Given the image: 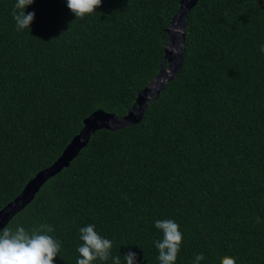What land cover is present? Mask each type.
Masks as SVG:
<instances>
[{"label":"trees","instance_id":"1","mask_svg":"<svg viewBox=\"0 0 264 264\" xmlns=\"http://www.w3.org/2000/svg\"><path fill=\"white\" fill-rule=\"evenodd\" d=\"M15 2L0 0V209L95 110L128 113L168 65L180 0H102L83 19L67 0H34L21 31ZM185 22L181 69L139 122L95 130L5 226L50 224L54 264H76L88 224L121 264L128 251L159 264L158 219L180 226L175 264H264V0H198Z\"/></svg>","mask_w":264,"mask_h":264},{"label":"clouds","instance_id":"2","mask_svg":"<svg viewBox=\"0 0 264 264\" xmlns=\"http://www.w3.org/2000/svg\"><path fill=\"white\" fill-rule=\"evenodd\" d=\"M33 2L34 0H16L12 16L17 31L30 28L35 12L26 13L25 9ZM101 4L102 0H67V7L79 19L96 12ZM259 48L264 53V43ZM255 222L260 223L261 218L257 216ZM154 226L162 233V238L154 242L159 253V264H175L183 240L179 224L172 219H158ZM95 227L94 224H88L79 229L82 244L77 248L79 257L76 264H92L97 259L107 261L110 257L112 264H121L120 256L111 254L112 241L98 234ZM53 231L50 224H40L30 230L20 225L15 229L4 227L0 230V264H54L61 242L49 235ZM123 256L126 264H136L135 252L128 251ZM203 259V253L197 254L193 264H199ZM221 264H236V260L225 255Z\"/></svg>","mask_w":264,"mask_h":264},{"label":"water","instance_id":"3","mask_svg":"<svg viewBox=\"0 0 264 264\" xmlns=\"http://www.w3.org/2000/svg\"><path fill=\"white\" fill-rule=\"evenodd\" d=\"M198 0H180L179 8L172 17L167 28V39L170 40L169 48L165 45L164 61L167 67H161L158 74L143 89L138 92L136 100L126 115L116 116L102 110H95L85 120L83 127L71 139L62 153L48 167L38 171L23 187L21 192L0 209V230L22 210L34 197L43 183L57 174L63 167L78 154L79 150L87 143L90 135L101 127L120 128L139 122L146 106L155 101L164 85L172 79L181 69L185 43V16L187 10Z\"/></svg>","mask_w":264,"mask_h":264},{"label":"rangeland","instance_id":"4","mask_svg":"<svg viewBox=\"0 0 264 264\" xmlns=\"http://www.w3.org/2000/svg\"><path fill=\"white\" fill-rule=\"evenodd\" d=\"M170 40L168 39V43L166 44L167 48H169Z\"/></svg>","mask_w":264,"mask_h":264}]
</instances>
